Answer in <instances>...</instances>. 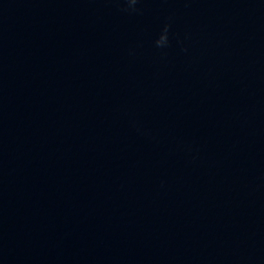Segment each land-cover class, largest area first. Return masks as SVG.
I'll return each instance as SVG.
<instances>
[{"label":"water","instance_id":"obj_1","mask_svg":"<svg viewBox=\"0 0 264 264\" xmlns=\"http://www.w3.org/2000/svg\"><path fill=\"white\" fill-rule=\"evenodd\" d=\"M0 264H264V0H0Z\"/></svg>","mask_w":264,"mask_h":264},{"label":"clouds","instance_id":"obj_2","mask_svg":"<svg viewBox=\"0 0 264 264\" xmlns=\"http://www.w3.org/2000/svg\"><path fill=\"white\" fill-rule=\"evenodd\" d=\"M128 4L134 6L137 3V0H126ZM167 42V26L165 27L164 32L161 34L159 40L157 41L158 45H162Z\"/></svg>","mask_w":264,"mask_h":264}]
</instances>
